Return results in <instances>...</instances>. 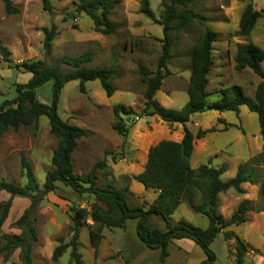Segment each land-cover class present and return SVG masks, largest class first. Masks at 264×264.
<instances>
[{"label":"rangeland","instance_id":"obj_1","mask_svg":"<svg viewBox=\"0 0 264 264\" xmlns=\"http://www.w3.org/2000/svg\"><path fill=\"white\" fill-rule=\"evenodd\" d=\"M11 1L16 11L6 13L0 0V42L7 47L13 62L43 58L48 64H55V58L60 55L75 56L87 51L90 59L83 64L112 66L117 71L111 80L115 90L109 96L104 93L96 78L84 82L83 92L78 90L76 79L64 82L59 89L56 113L60 118L88 131L87 135L76 140L71 152L74 173L85 175L94 161L104 158L105 166L95 169L96 184L102 185L108 181L115 187L127 182L128 188L133 191V194L127 195L128 203L146 202L150 195L136 192L139 191L137 187H145L133 178V174L143 166L145 149L160 138L178 139L182 133V124L179 122H165L156 115L138 113L144 83L137 71V63L141 62L148 69H154L160 51L161 24L153 22L140 11L139 0H112L115 2L109 17L117 24V28L111 33L95 30L90 17L76 10L77 0H48V8H44L40 0ZM148 2L159 18L162 11L159 0ZM250 2L255 9L264 7V0ZM245 3L246 0H192L188 4L190 9L203 15L204 20L192 21L177 30H170L171 55L166 63L169 72L162 78L161 86L154 95L161 104L178 108L185 102L190 45L204 26L217 31V39L211 43L212 64L207 72L206 98H219L216 89L232 83L238 84L244 94L252 96L255 85L262 78L249 66L235 69L232 59L235 43L245 41L232 34L237 28ZM51 22L56 27V33L51 40L50 52L44 54L41 27ZM248 39L264 50V13L257 18ZM57 66L61 71L70 68L62 62ZM260 66L264 69V58ZM28 76L29 72L22 68L7 67L0 54V102L13 97L14 82H23ZM35 93L39 100L49 103L51 79L39 84ZM115 102L131 107L130 113L120 114L128 124L125 136L112 127L115 119L112 105ZM199 112L185 122L193 134L190 165L207 163L218 166L224 163L225 169L220 177L228 178L233 175L239 163L245 162L260 150L261 138L256 113L245 104H239L237 110L206 109ZM197 128L204 129L202 135H196ZM55 144L56 138L49 132L44 115L38 116L34 133L32 127L23 124L16 129L4 130L0 134V177L23 184L25 177L20 167V157L23 156L31 163L35 180L40 185L50 165V153ZM105 149L109 153L105 154ZM253 167L259 174V181L264 172V163H253ZM241 185L243 191L240 193L231 187L220 192L218 211L227 218L238 201H247L245 220L229 226L247 244L244 258L235 263L234 238H225L222 229L208 244L214 254L210 264H264V200L259 196L258 182L244 181ZM146 190L154 195L152 188ZM7 196L6 191L0 190V199ZM92 200V194H79L63 184L38 198L31 210L37 236L32 240L28 264H72L69 246L56 258L51 257V252L58 243L57 237H62L64 241L69 239L73 213L79 221L77 250L82 263L158 264L157 249L146 246L135 233V217L126 218L122 227H103L94 247L89 242L88 226L91 222L89 210ZM197 201L198 196L191 201H180L169 215L170 223L180 221L205 227L206 216L190 208ZM28 204V197L12 196L7 215L1 224V232L20 231L13 221ZM147 223L162 230L165 228L164 221L156 214H151ZM167 249L164 264H195L205 257L202 248L187 237L170 238ZM18 252L19 249L15 248L7 258L0 254V264H20Z\"/></svg>","mask_w":264,"mask_h":264},{"label":"trees","instance_id":"obj_2","mask_svg":"<svg viewBox=\"0 0 264 264\" xmlns=\"http://www.w3.org/2000/svg\"><path fill=\"white\" fill-rule=\"evenodd\" d=\"M1 1L6 13L16 11L11 0ZM40 1L44 8L49 7L48 0ZM191 1L159 0L162 11L158 18L150 8L148 0H139L140 11L153 22L161 24L162 35L159 37L160 51L154 69L150 70L143 63H137V71L144 83L143 99L138 107V113L156 115L162 121L182 124L179 139L160 138L147 146L143 166L133 174L136 181L156 192L149 202L129 204L127 195L133 192L128 188L127 182L115 187L111 186L108 181L97 185L95 169L105 166L104 158L94 161L85 175L74 173L71 152L76 140L87 135L88 131L60 118L56 113L59 89L64 82L76 79L78 90L83 92L85 91L84 82L96 78L104 93L109 96L115 90L111 80L117 75V71L112 66L83 64L90 59L87 51L75 56L60 55L55 58V64H48L43 58L13 62L8 55L7 47L0 42V54L6 66L15 69L19 67L29 72L25 81L14 82V96L0 102V134L8 128L16 129L21 124L32 127L34 133L38 124V116L44 115L47 118L49 132L56 138V144L50 153V165L46 168L40 185L35 180L31 163L23 156L20 157V167L25 177L23 184L0 177V190L8 193L5 199H0V254L3 258H7L12 250L18 248L20 264H28L31 258L32 240L37 236L31 210L38 198L47 191H55L59 184H63L79 194L93 195L89 210L91 222L88 226L89 242L94 246L97 245L103 227H122L126 218L135 217V233L146 246L157 249L158 264H164V259L168 254L167 243L172 237L191 238L205 253V257L195 264H210L214 259V254L208 244L222 229L225 238L228 236L234 238L235 263L243 260L247 244L229 226L245 220L244 214L248 209L247 201L244 199L238 201L229 216L224 218L218 211V194L228 187L240 193L243 191L242 182H258L259 196L264 200V172L258 181L259 174L253 167V163H264V69L260 66V61L264 58V50L248 39L257 18L264 13V7L255 9L250 0H246L239 15L237 28L232 32L245 39V41L235 43L232 56L234 68L241 69L249 66L262 78L255 85L252 96L244 94L238 84L232 83L216 89L220 94L219 98L215 100L206 98L207 72L212 64L211 43L217 39V31L204 26L191 43L188 53V77L185 86L187 99L178 108L166 107L155 98L154 94L161 86L164 75L169 72L166 63L171 55L170 30H177L180 26L192 21L204 20L203 15L188 7ZM114 2L112 0H77L76 10L83 11L90 17L95 30L101 33H111L117 28V24L109 17V11ZM41 29L43 30L42 49L44 54H48L56 27L51 22L49 25H43ZM61 62L68 64L70 68L65 71L59 70L57 64ZM48 79H51V99L49 103H44L37 98L35 88ZM239 104H245L249 110L256 113L261 138L260 150L249 156L245 162L239 163L233 175L225 179L220 177L225 169L224 163L218 166L199 163L192 167L189 157L193 134L185 125L190 113L206 109L237 110ZM112 110L115 115L112 127L125 136L128 124L124 122L120 114L130 113L131 107L115 102ZM203 132L204 129L197 128L196 135L200 136ZM104 153H109V150L105 149ZM13 195L28 197L29 204L13 221L20 231L18 233L1 232V224L7 215ZM195 196H198V201L192 203L190 208L206 216V226L199 227L180 221L170 223L169 215L176 205L182 200L191 201ZM151 214L161 217L165 224L163 230L147 223ZM72 219V232L69 239L64 241L62 237H57L58 243L52 248L51 257L56 258L69 246L70 262L84 264L77 250L79 221L74 213Z\"/></svg>","mask_w":264,"mask_h":264},{"label":"crops","instance_id":"obj_3","mask_svg":"<svg viewBox=\"0 0 264 264\" xmlns=\"http://www.w3.org/2000/svg\"><path fill=\"white\" fill-rule=\"evenodd\" d=\"M186 83H187V81H186ZM186 83H185V86H186ZM166 91H168V90H166ZM113 93V92H112ZM112 93L110 94V95H112ZM155 95V94H154ZM187 99V98H186ZM197 114H200V112L199 111H193V112H191L190 113V115H189V119H192V117L193 116H196ZM180 138V137H179ZM178 138V139H179ZM174 139H177V138H174ZM147 149V148H146ZM146 149H145V154H146ZM191 152H192V150H191ZM191 154V153H190ZM145 160V159H144ZM192 167H194V166H192ZM242 186V188H243V185H241ZM137 188H139V191H136V192H139V193H141V194H144V196H147V195H150V198L148 199V200H146V202H149V201H151L152 199H153V197L155 196V191L153 190L152 192L154 193V195L150 192V191H147L146 190V188H140V187H137ZM131 190V189H130ZM132 191V190H131ZM133 192V191H132ZM220 194V193H219ZM218 194V195H219ZM95 247V246H94ZM179 249H181L180 247H179ZM138 264V263H137ZM140 264H142V263H140ZM143 264H145V263H143Z\"/></svg>","mask_w":264,"mask_h":264},{"label":"built area","instance_id":"obj_4","mask_svg":"<svg viewBox=\"0 0 264 264\" xmlns=\"http://www.w3.org/2000/svg\"><path fill=\"white\" fill-rule=\"evenodd\" d=\"M74 18H76V17H74Z\"/></svg>","mask_w":264,"mask_h":264}]
</instances>
